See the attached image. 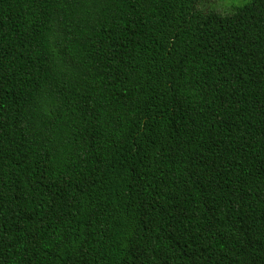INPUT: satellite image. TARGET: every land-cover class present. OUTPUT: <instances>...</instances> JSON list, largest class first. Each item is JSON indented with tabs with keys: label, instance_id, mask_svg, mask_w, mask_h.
<instances>
[{
	"label": "trees",
	"instance_id": "trees-1",
	"mask_svg": "<svg viewBox=\"0 0 264 264\" xmlns=\"http://www.w3.org/2000/svg\"><path fill=\"white\" fill-rule=\"evenodd\" d=\"M240 1L0 0V264H264Z\"/></svg>",
	"mask_w": 264,
	"mask_h": 264
},
{
	"label": "rangeland",
	"instance_id": "rangeland-1",
	"mask_svg": "<svg viewBox=\"0 0 264 264\" xmlns=\"http://www.w3.org/2000/svg\"><path fill=\"white\" fill-rule=\"evenodd\" d=\"M215 2H217L220 5L219 8H221V9L224 8L225 4L232 3L231 0H207L204 7L209 8V7L213 6V4ZM241 2H242V0L239 3H241ZM201 7L203 8V5H201Z\"/></svg>",
	"mask_w": 264,
	"mask_h": 264
}]
</instances>
